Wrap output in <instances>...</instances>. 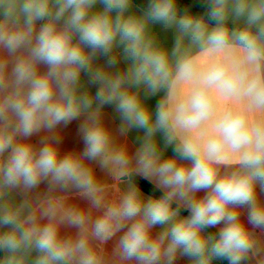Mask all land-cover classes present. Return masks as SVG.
<instances>
[{
    "label": "clouds",
    "instance_id": "1",
    "mask_svg": "<svg viewBox=\"0 0 264 264\" xmlns=\"http://www.w3.org/2000/svg\"><path fill=\"white\" fill-rule=\"evenodd\" d=\"M133 8L0 0V264H264V0ZM155 25L175 29L170 51ZM106 105L120 136L142 131L134 152ZM73 121L83 149L62 152ZM97 167L123 191L110 198Z\"/></svg>",
    "mask_w": 264,
    "mask_h": 264
},
{
    "label": "crops",
    "instance_id": "2",
    "mask_svg": "<svg viewBox=\"0 0 264 264\" xmlns=\"http://www.w3.org/2000/svg\"><path fill=\"white\" fill-rule=\"evenodd\" d=\"M133 4H134V8L132 9L133 11L141 9L134 2H133ZM96 7L100 8L102 6L98 4ZM152 30L157 35V39L163 44L164 47H166L170 51L174 45V38L176 36L175 29L164 30V29H162V26L155 25V26H153ZM0 55H6V53L0 52ZM105 59L106 58H104V57H100V58H98L97 63L102 64L105 62ZM118 67L123 68L124 64L121 62L118 65ZM41 70H43V67ZM82 79L85 80V82L87 81V77L84 76L83 74H82ZM88 87L90 88V91L94 94L96 91V86H90L89 85ZM162 96H163V93H159L157 96L148 98L146 100V103L153 109V111L155 110V106L157 104V101ZM103 114H104V119H105L106 124L112 130L113 135L117 138L118 143L126 145L130 151L134 152L136 150V148L139 146L140 141H139L138 137H142V135H143L142 131L137 130V129H132L127 133L126 136H120L118 133V127L120 124V119H119V114L116 113L114 110V106L106 105L103 109ZM79 123H80V121H73L67 127H61V129H60V136H61L60 147H61L62 152H68V151L80 152V151H82L84 145H83L82 139L80 138V136L78 134ZM43 135H44V133H40L39 136H34L32 138L33 142L34 143L38 142L40 137ZM158 139H159L161 148H163L162 137H159V135H158ZM164 155H165V157H170L173 155V151H172L171 146L164 149ZM96 173H97V176L108 185V191H109V197L110 198H114L115 196H117L118 190L123 191L124 186L123 185H116L115 182L112 181L110 177H107L105 175V173L99 169V167L96 168ZM151 184H153V183H151ZM44 187H45L44 185H41V189H43ZM141 194L145 198L150 197L149 195H147L143 191H141ZM203 195H204L203 191L197 193L198 197H202ZM17 199H19V197H17ZM261 199H264V196H262ZM69 202L70 203H76L81 208H85L88 206L86 201L80 200L77 197H70ZM242 212H243L244 216H246V210H242ZM180 216L184 217L181 214H180ZM218 227H220V226H217V228H215V229L218 230ZM75 231H76L75 229H62V234L71 235V234H74ZM159 231H160L159 227L154 228L153 234H156ZM112 243L113 242L109 243V245H108L109 249L111 248ZM2 255H3V253L0 252V256H2ZM216 262L221 263L222 260L221 261H214L213 263H216ZM177 264H190V261L187 258H182V259H179L177 261Z\"/></svg>",
    "mask_w": 264,
    "mask_h": 264
},
{
    "label": "trees",
    "instance_id": "3",
    "mask_svg": "<svg viewBox=\"0 0 264 264\" xmlns=\"http://www.w3.org/2000/svg\"><path fill=\"white\" fill-rule=\"evenodd\" d=\"M133 2L141 9H145L148 4V0H133ZM178 7L180 8L181 12L187 8L195 15H204L207 11V0H178ZM134 182L141 191L150 197H159L162 194L158 188H156L147 180L141 179L140 177H135ZM180 214L184 217H187L189 215V211L182 208L180 210ZM206 231L212 234L217 232L215 228H208ZM213 264H228V261L222 260L221 263L216 262Z\"/></svg>",
    "mask_w": 264,
    "mask_h": 264
}]
</instances>
